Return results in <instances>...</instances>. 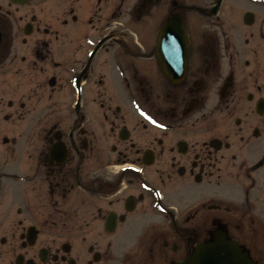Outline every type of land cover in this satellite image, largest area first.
<instances>
[{"label":"flooded vegetation","instance_id":"flooded-vegetation-1","mask_svg":"<svg viewBox=\"0 0 264 264\" xmlns=\"http://www.w3.org/2000/svg\"><path fill=\"white\" fill-rule=\"evenodd\" d=\"M216 231L264 264V0H0V264Z\"/></svg>","mask_w":264,"mask_h":264},{"label":"water","instance_id":"water-1","mask_svg":"<svg viewBox=\"0 0 264 264\" xmlns=\"http://www.w3.org/2000/svg\"><path fill=\"white\" fill-rule=\"evenodd\" d=\"M24 2L26 0H12ZM173 22L167 25H172ZM173 264H252L245 253L241 252L234 241L225 238L223 233H216L211 242L198 243L193 252L185 259Z\"/></svg>","mask_w":264,"mask_h":264},{"label":"snow or ice","instance_id":"snow-or-ice-1","mask_svg":"<svg viewBox=\"0 0 264 264\" xmlns=\"http://www.w3.org/2000/svg\"><path fill=\"white\" fill-rule=\"evenodd\" d=\"M142 115H145L144 113H142ZM148 119H150L151 120V117H147ZM153 123H156V121H152Z\"/></svg>","mask_w":264,"mask_h":264}]
</instances>
